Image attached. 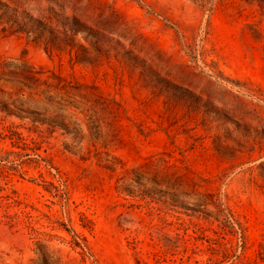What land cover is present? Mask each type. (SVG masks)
<instances>
[{
	"label": "rangeland",
	"instance_id": "obj_1",
	"mask_svg": "<svg viewBox=\"0 0 264 264\" xmlns=\"http://www.w3.org/2000/svg\"><path fill=\"white\" fill-rule=\"evenodd\" d=\"M0 150V264H264V0H0Z\"/></svg>",
	"mask_w": 264,
	"mask_h": 264
},
{
	"label": "trees",
	"instance_id": "obj_2",
	"mask_svg": "<svg viewBox=\"0 0 264 264\" xmlns=\"http://www.w3.org/2000/svg\"><path fill=\"white\" fill-rule=\"evenodd\" d=\"M23 118L29 119L34 126L45 124L44 120L40 117V115L38 113H32V114H30V116L21 117V119H23ZM12 133H14V132H11L10 135ZM0 161H3V156L1 154V150H0ZM7 161L11 164H15L13 160H10V158H8ZM16 161H18V159ZM23 164H24V162L19 160V162L15 165H17V167H22ZM227 223L229 224V226H230L229 228L231 230L238 227L239 230L242 231L240 224H238V222L233 218V216L231 214L227 215L226 224ZM227 250L228 249H225V248H223V250H222V256L224 258L228 257V255H229ZM36 256H37V259L35 261L36 264H63L61 262L60 257L51 256V255L46 254L45 252H43L41 250H38V252L36 253Z\"/></svg>",
	"mask_w": 264,
	"mask_h": 264
}]
</instances>
